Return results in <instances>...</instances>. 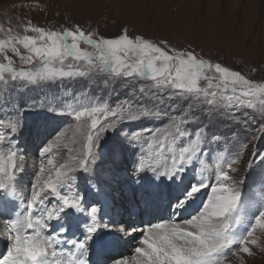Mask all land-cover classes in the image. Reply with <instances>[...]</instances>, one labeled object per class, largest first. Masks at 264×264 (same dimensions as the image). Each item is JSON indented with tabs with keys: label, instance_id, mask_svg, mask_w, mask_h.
<instances>
[{
	"label": "snow or ice",
	"instance_id": "1",
	"mask_svg": "<svg viewBox=\"0 0 264 264\" xmlns=\"http://www.w3.org/2000/svg\"><path fill=\"white\" fill-rule=\"evenodd\" d=\"M13 31L0 39V264H245L264 251V81L127 27ZM79 80L96 83L43 92Z\"/></svg>",
	"mask_w": 264,
	"mask_h": 264
},
{
	"label": "rangeland",
	"instance_id": "2",
	"mask_svg": "<svg viewBox=\"0 0 264 264\" xmlns=\"http://www.w3.org/2000/svg\"><path fill=\"white\" fill-rule=\"evenodd\" d=\"M209 1L0 0V29H3L0 31V39L6 38V30L9 27L13 28V34L37 35L23 32V26L28 21L52 29L70 28L78 24L84 31H96L103 37H115L120 34L122 28L127 27L131 36L142 35L157 44L166 40L174 47L193 51L213 62H221L232 70L240 71L251 79L264 81V27L259 14L257 18L249 21L244 19L247 14L244 16L242 13L230 23L221 15H215L217 17L211 20L208 17ZM261 14H264V10ZM21 51L23 52L22 48ZM14 59L19 67V59ZM95 83V80L90 83L84 80L66 81L51 88L46 87L43 92L49 96L57 92L63 95L65 88L68 92L73 89L89 90L94 88ZM96 91L99 94L100 90ZM39 95L40 90H34L27 92L25 98ZM228 127L230 126H221L224 131H227ZM63 152L61 149L62 154ZM248 183L251 186L252 180ZM120 206V203H117L115 207H111L109 202L114 214H123L124 207ZM107 219L108 217H104L105 221ZM256 235L264 245V234L257 232ZM66 238L72 237L69 235ZM124 250L125 254H128L131 248L126 246ZM252 250L255 255H244L245 264H264V251L254 246ZM225 264H239V259L230 255Z\"/></svg>",
	"mask_w": 264,
	"mask_h": 264
},
{
	"label": "bare ground",
	"instance_id": "3",
	"mask_svg": "<svg viewBox=\"0 0 264 264\" xmlns=\"http://www.w3.org/2000/svg\"><path fill=\"white\" fill-rule=\"evenodd\" d=\"M263 10H264V0H210L208 17L209 19L212 20L215 17H217L215 15H221L225 18V20H227V22L230 23V21H233L234 18H236L237 16L239 17L240 13H242V15L244 14V16L247 14L244 18L247 21H249V19H252V18H257L259 14V17L261 18V21H262L261 22L262 26L264 27V14H261ZM251 23L253 22L251 21ZM111 214L115 215L117 219L121 215V213H119L118 215L117 212H115L114 214L112 211H111ZM2 230H3V225L0 224V231ZM134 245H135V240L131 241L130 244L127 246L132 248V246ZM4 251H5L4 244L0 242V252H4ZM130 251L131 250H129V252ZM92 258L96 259V257H92Z\"/></svg>",
	"mask_w": 264,
	"mask_h": 264
}]
</instances>
